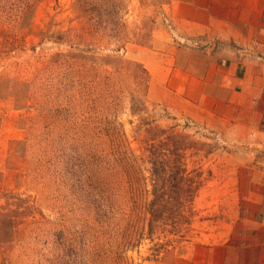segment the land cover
Masks as SVG:
<instances>
[{
	"label": "rangeland",
	"instance_id": "obj_1",
	"mask_svg": "<svg viewBox=\"0 0 264 264\" xmlns=\"http://www.w3.org/2000/svg\"><path fill=\"white\" fill-rule=\"evenodd\" d=\"M173 1L0 0V264H199L243 214L234 143L160 80ZM175 58L199 75V45Z\"/></svg>",
	"mask_w": 264,
	"mask_h": 264
},
{
	"label": "crops",
	"instance_id": "obj_2",
	"mask_svg": "<svg viewBox=\"0 0 264 264\" xmlns=\"http://www.w3.org/2000/svg\"><path fill=\"white\" fill-rule=\"evenodd\" d=\"M167 14L171 30L155 41L162 86L180 89L181 103L234 143L228 182L244 205L227 238L199 246V264H264V0H175ZM192 44L199 75L175 58Z\"/></svg>",
	"mask_w": 264,
	"mask_h": 264
},
{
	"label": "trees",
	"instance_id": "obj_3",
	"mask_svg": "<svg viewBox=\"0 0 264 264\" xmlns=\"http://www.w3.org/2000/svg\"><path fill=\"white\" fill-rule=\"evenodd\" d=\"M180 165H179L180 170H178V172L182 177L181 181H185V182H180L176 178H173V174L171 173L172 171L170 170H168L167 173L165 172V174L172 177L170 181L168 182L164 181L163 178H160L155 173V177H154L153 185H152L153 186V190H152L153 199L151 202L149 201L150 204L148 205V208L145 209L146 212L148 213V216L144 218V220H146V226L149 228L148 229L149 231L151 230V227L155 225L156 217H157V221H156L157 223L159 220H163L167 216L166 214L167 211L164 212L165 211L164 208H167L168 210L169 205H171V201L176 198L174 197L172 199L171 194H173V192H176L179 196L186 197L189 192L186 187L188 186L189 188H191L190 184L188 183L190 182V180L184 177V174L187 173V171L185 170V168L184 169L181 168ZM177 166L178 165L176 164L175 167ZM185 185L187 186L185 187ZM159 207H161L162 210H161L160 215H157L156 211L159 209ZM134 229L135 228H133V230Z\"/></svg>",
	"mask_w": 264,
	"mask_h": 264
}]
</instances>
